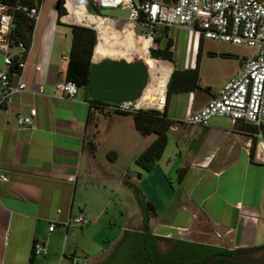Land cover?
<instances>
[{
  "label": "crops",
  "instance_id": "crops-1",
  "mask_svg": "<svg viewBox=\"0 0 264 264\" xmlns=\"http://www.w3.org/2000/svg\"><path fill=\"white\" fill-rule=\"evenodd\" d=\"M55 1L42 0L38 7L20 74L26 89L0 108V174L7 177L6 182L0 181V264H74L77 255L86 259L75 239L78 230L86 233L83 225L64 227L61 223L78 215L87 222L100 218L115 199L122 205L124 190L134 200L124 180L136 185L152 205L155 215L149 226L156 237L229 251L264 245V127L259 138L253 124L225 117H213L205 126L181 123L216 97L247 58L235 65L214 92L205 86L208 93H203L198 85L193 92L167 97L160 112L174 124L167 132L162 156L150 171L143 172L134 161L154 135L138 139L130 116L124 117L131 119L138 135L124 132L123 121L116 117L123 116L91 109L81 89L71 99L55 89L56 83L65 80L70 47L55 39L60 28L72 25L67 14L58 18ZM187 45L177 68L170 63L171 70L194 68L198 49ZM174 50L172 43L173 63ZM10 53L17 57L19 51ZM3 57L0 51V69ZM200 68L201 58L198 82ZM39 86L41 95L36 93ZM30 109L36 112L33 127H19L16 115H27ZM100 120L111 130L121 127L115 132L114 148L105 152L103 160L97 158L96 145L93 150L89 147V142L95 144ZM110 152L115 153V161L125 155L120 170L108 160ZM50 222H55L52 231H48ZM140 225L124 230H137ZM34 243L43 247L44 255L32 254ZM115 244L94 254L98 258L93 264L104 259Z\"/></svg>",
  "mask_w": 264,
  "mask_h": 264
},
{
  "label": "built area",
  "instance_id": "built-area-1",
  "mask_svg": "<svg viewBox=\"0 0 264 264\" xmlns=\"http://www.w3.org/2000/svg\"><path fill=\"white\" fill-rule=\"evenodd\" d=\"M89 6L102 10L128 8L129 21H138L142 27L141 37L151 42L155 37L156 28L170 30L171 27L176 26L187 32L188 48L190 43L192 49L197 48L200 39L217 40L250 48L253 54L243 62L241 69L223 84L218 95L210 99L196 113L186 115L181 123L205 126L213 117H225L232 122L253 124L258 130L256 136L261 137V130L264 127V2L262 0H174L171 4H164L160 0H63V8L68 17L74 16L80 9L84 13ZM16 10L23 12L33 21L38 14V7L11 6L0 0V51L4 53L3 65L0 69V108L10 105L13 96L26 89L20 74L26 64L27 50L22 43L14 44L11 38L15 28L13 12ZM79 25L84 26L81 23ZM14 49L19 51L16 62L10 53ZM12 67H15L14 71L11 70ZM169 70L171 73V68ZM13 77H17L18 80L13 82ZM55 89L61 97L68 99L73 98L78 91L75 84L68 80L56 83ZM36 93L39 95L43 93L41 86L37 88ZM164 102L165 96L162 106ZM96 108L112 114L152 109L139 101L106 103ZM35 114V110L30 109L27 115H16L15 122L19 127L31 128ZM0 181L6 182L7 177L0 174ZM86 222L82 215H78L61 224L64 227L82 226ZM54 228L55 222H50L48 231ZM32 254L44 255L45 250L41 245L34 243Z\"/></svg>",
  "mask_w": 264,
  "mask_h": 264
},
{
  "label": "trees",
  "instance_id": "trees-1",
  "mask_svg": "<svg viewBox=\"0 0 264 264\" xmlns=\"http://www.w3.org/2000/svg\"><path fill=\"white\" fill-rule=\"evenodd\" d=\"M164 4H171L174 0H160ZM3 3L17 6L25 5L28 7H39L42 0H2ZM58 18L66 14L63 8V0H57ZM88 11L103 16L102 9L88 7ZM13 19L15 28L11 38L14 44L22 43L28 51L32 39V30L34 21L29 19L23 12L14 11ZM70 29V47L67 55L65 80L75 84L77 89L86 93V85L89 75L90 64L93 59L94 49L97 43V32L93 29L80 26L69 25ZM167 29H164V36L167 35ZM202 40L198 42L197 53L195 56V65L193 69L178 70L173 69L170 73L165 89V102L170 94H180L193 92L198 89V64L199 51ZM172 43L166 39L163 47L150 49V58L154 60L173 63ZM16 62L17 57L13 58ZM12 71L15 67L11 68ZM91 109H97L98 105L106 103L88 99ZM121 116H130L134 129L140 136L154 135V140L136 157L135 164L143 172L152 169L156 161L160 159L167 143V132L174 124L169 120L165 112L155 109L141 110L135 113H123ZM264 138V132H263ZM91 150L95 144L89 142ZM254 145L251 148V158L253 157ZM109 161L115 160V153L107 154ZM182 172H179V178ZM124 184L132 191L134 201L141 214V225L137 230H124L119 240L114 245L112 251L102 260L95 264H207V261L217 254H234L247 249H236L229 251L221 247H216L203 243H196L187 240H172L156 237L151 233L149 221L155 215L152 205L143 196L140 189L124 180ZM168 243L165 251L159 247V242ZM213 264H238L232 263L221 258H214Z\"/></svg>",
  "mask_w": 264,
  "mask_h": 264
},
{
  "label": "rangeland",
  "instance_id": "rangeland-1",
  "mask_svg": "<svg viewBox=\"0 0 264 264\" xmlns=\"http://www.w3.org/2000/svg\"><path fill=\"white\" fill-rule=\"evenodd\" d=\"M100 18L105 19L106 17L89 12L87 8L83 13L82 21L80 22H82V25L94 29V31L96 32L97 30L93 26V21H96L98 19L99 23L104 25L107 24L106 20H101ZM68 21L72 25L80 24L79 22H76L72 16H69ZM114 21L117 27H121L124 23L123 21L119 20ZM167 38L171 40V43H174L175 50L173 56L175 63H172V65L177 68L179 60H182L184 56L185 43H187L189 40L186 31L173 26L170 28V30L167 31V35L165 37L164 29L158 27L156 28L155 37L153 38L152 42L145 39L142 41V45L144 46V49H156L158 45L159 47H163ZM55 43H70L69 27L60 28L59 33L55 39ZM119 43V38L112 40L111 44L113 45V49L108 52L115 54V56L117 57H120L122 54H124V52L126 53L127 50L120 47ZM150 43H152V47L149 48ZM252 54L253 51L250 48L231 45L228 42L203 39L199 54V58H201V68L199 71L198 82V85L200 86V88L198 87L199 91L208 93V91L204 88L205 86L209 87L211 92L216 91L218 87L224 82L225 77L229 74V72L234 70L235 65L243 57L249 58ZM134 60L135 59H131L130 61ZM154 61L169 70V68L167 67H170V63H164L157 60ZM116 117L123 121L122 123L124 132L129 130L130 133H134L133 135H138L135 134V130L133 129L130 118L124 116L123 118L120 116ZM100 121V127L97 129V133H94L95 137L93 141L96 145L97 158L103 160L105 152H107V150L110 148H114V139L116 134L115 132L121 131V127L111 130L110 127H107L103 120ZM137 137L140 140L147 139V136L143 137L138 135ZM124 161L125 155L122 156V158H120L118 161L114 160L111 162L114 164L113 167H115L117 170H120ZM124 191L125 194L122 196V205H119V201L115 199L107 207V211L104 215L96 219L95 217H91L90 222H86L83 225V230H85L86 232L85 234L81 235L80 230H78L79 234L75 239L78 244V248H82L85 254H87V257L85 259L77 255L74 264H93L98 258L94 254H99L97 252H104L103 248H106L107 246L110 247L115 244V242H117V240H119V238L121 237L122 231L125 228L129 226L137 227L141 224V214L138 207L131 197L130 192L127 190ZM159 247L162 251H165L168 247V243L161 241L159 242ZM99 256H102V253Z\"/></svg>",
  "mask_w": 264,
  "mask_h": 264
},
{
  "label": "water",
  "instance_id": "water-1",
  "mask_svg": "<svg viewBox=\"0 0 264 264\" xmlns=\"http://www.w3.org/2000/svg\"><path fill=\"white\" fill-rule=\"evenodd\" d=\"M102 14L114 20L130 22L128 8L105 9L102 10ZM130 23L134 34L141 37L140 23L138 21ZM150 80L148 68L141 60L104 58L98 62H91L85 94L91 100L104 103H132L142 98L150 85ZM214 258L238 264H264V245L234 254H217L212 256L207 264H213Z\"/></svg>",
  "mask_w": 264,
  "mask_h": 264
},
{
  "label": "bare ground",
  "instance_id": "bare-ground-1",
  "mask_svg": "<svg viewBox=\"0 0 264 264\" xmlns=\"http://www.w3.org/2000/svg\"><path fill=\"white\" fill-rule=\"evenodd\" d=\"M82 16L83 12L82 9H80V11L72 17L76 22L82 23L80 22L82 21ZM101 20H106L107 24L104 25L99 23L98 19L93 21V26L97 30V43L94 49L92 62H98L104 58H122L127 61L135 59L143 61L148 68L151 82L142 98L138 101L142 102L148 108L161 109L170 70L158 65L149 58L148 49H144L142 45V41L145 40V38L137 37L134 34L130 22L125 21L121 27H117L112 18L106 17ZM116 38L120 39L119 46L127 50V52H124L120 57L108 52L113 49L111 41Z\"/></svg>",
  "mask_w": 264,
  "mask_h": 264
},
{
  "label": "flooded vegetation",
  "instance_id": "flooded-vegetation-1",
  "mask_svg": "<svg viewBox=\"0 0 264 264\" xmlns=\"http://www.w3.org/2000/svg\"><path fill=\"white\" fill-rule=\"evenodd\" d=\"M169 246V245H168ZM167 249V248H166Z\"/></svg>",
  "mask_w": 264,
  "mask_h": 264
}]
</instances>
